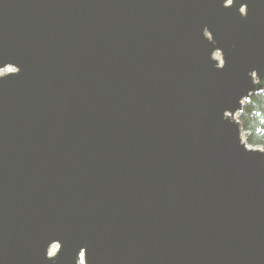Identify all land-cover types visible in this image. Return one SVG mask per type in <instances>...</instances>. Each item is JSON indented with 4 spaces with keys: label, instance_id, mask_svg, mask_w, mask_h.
Masks as SVG:
<instances>
[{
    "label": "water",
    "instance_id": "water-1",
    "mask_svg": "<svg viewBox=\"0 0 264 264\" xmlns=\"http://www.w3.org/2000/svg\"><path fill=\"white\" fill-rule=\"evenodd\" d=\"M3 71L0 264H264V0H0Z\"/></svg>",
    "mask_w": 264,
    "mask_h": 264
},
{
    "label": "trees",
    "instance_id": "trees-1",
    "mask_svg": "<svg viewBox=\"0 0 264 264\" xmlns=\"http://www.w3.org/2000/svg\"><path fill=\"white\" fill-rule=\"evenodd\" d=\"M238 120L246 142L254 148L264 149V91L251 95L239 113Z\"/></svg>",
    "mask_w": 264,
    "mask_h": 264
},
{
    "label": "rangeland",
    "instance_id": "rangeland-1",
    "mask_svg": "<svg viewBox=\"0 0 264 264\" xmlns=\"http://www.w3.org/2000/svg\"><path fill=\"white\" fill-rule=\"evenodd\" d=\"M215 56H216L217 59H221V55L219 53H217ZM6 72L7 71L0 72V76L5 74Z\"/></svg>",
    "mask_w": 264,
    "mask_h": 264
}]
</instances>
